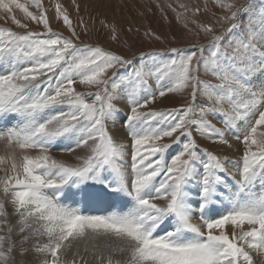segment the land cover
Returning <instances> with one entry per match:
<instances>
[{
	"label": "snow or ice",
	"instance_id": "6c2138e0",
	"mask_svg": "<svg viewBox=\"0 0 264 264\" xmlns=\"http://www.w3.org/2000/svg\"><path fill=\"white\" fill-rule=\"evenodd\" d=\"M215 2L223 30L199 25L205 42L126 57L85 43L60 3L67 35L50 26L43 0H0L26 30L0 27V264H20L17 254L24 264L32 254L43 257L35 264H87L79 251L62 259L81 243L97 264L264 256V0ZM79 25L86 35L82 17ZM77 81L94 91H77ZM172 93L179 107H150ZM229 137L243 145L238 160L221 154L234 147ZM89 204L119 208L75 206Z\"/></svg>",
	"mask_w": 264,
	"mask_h": 264
},
{
	"label": "rangeland",
	"instance_id": "374dc122",
	"mask_svg": "<svg viewBox=\"0 0 264 264\" xmlns=\"http://www.w3.org/2000/svg\"><path fill=\"white\" fill-rule=\"evenodd\" d=\"M43 2L48 10L50 26L54 31L68 34L63 22L55 19V5L60 3L67 9L74 27L81 33V39L85 43L99 44L105 49L126 57H132L139 52L162 51L169 47H185L196 42L203 43L206 41L207 36L199 25H212L215 27L216 32L223 30L218 22V17L224 13L217 6L215 0H43ZM228 2H231V0H225V3ZM76 5L80 6L79 10H77ZM180 5H186L189 10L185 12ZM196 8H199V12L193 14L192 10ZM30 10L36 11L34 7ZM178 13L181 14L179 19H177ZM13 14L22 23H28L30 30L43 31L42 25L28 21L19 9H14ZM0 15V23L17 32L26 31L15 25L10 16L4 11ZM81 17L88 28L86 35L79 25ZM185 24H187V27H185ZM113 25L116 28L114 34L117 38L115 40L111 38ZM164 59H167V56ZM150 83L153 82L150 81ZM74 87L79 92L94 91V89L90 90L81 85L78 81L74 84ZM182 99L179 93H172L168 94L162 102L157 101L156 104L150 107L157 110L179 107ZM117 106L124 108V103L120 101ZM213 123L215 122L213 121ZM258 130L264 131V129ZM197 139L202 147L219 149L218 145H211L207 140L202 142L203 140H200L199 137ZM164 142L169 143L170 141L165 138ZM228 150L220 149L221 154L230 157L231 155L227 154ZM40 242L46 243L47 237L40 238ZM84 249L79 250L75 246L72 248L75 253L79 250L80 255L84 257L87 264H97V261L90 263L93 258ZM71 258L65 259L71 260ZM38 259L40 257L34 254L26 257L28 264H35ZM17 260L20 261V264H24V260L21 259L19 254H17Z\"/></svg>",
	"mask_w": 264,
	"mask_h": 264
},
{
	"label": "bare ground",
	"instance_id": "6f19581e",
	"mask_svg": "<svg viewBox=\"0 0 264 264\" xmlns=\"http://www.w3.org/2000/svg\"><path fill=\"white\" fill-rule=\"evenodd\" d=\"M23 2V1H22ZM25 2V1H24ZM3 11V10H2ZM0 10V13L2 12ZM2 15V14H1ZM0 15V16H1ZM2 22V21H1ZM0 27H8L6 26L5 24H2L0 23ZM117 103L120 104V101H117ZM122 108V107H121ZM124 108L126 109L127 108V105L124 103ZM215 123L216 121L213 120ZM110 131L112 132V134L114 136H116L117 138H120V137H123L125 134L123 132L122 129H119V128H116V129H110ZM229 139L233 142V149H229L227 154L231 155L230 157L233 159V160H238L240 155H242V151H243V145L242 144H238L234 141V139L232 137H229ZM202 140V139H200ZM199 141V140H198ZM206 140H203L202 142H205ZM201 144V143H200ZM178 146L175 145L173 146V149H177ZM239 149V150H237ZM32 154H35V153H32ZM52 154L57 158V159H61V160H65L69 163H75V159L72 155L68 154V153H65V152H62L58 149L56 150H53ZM0 155H4V147L3 145H0ZM0 167H3V166H0ZM4 173L2 171H0V176H3ZM65 203H70V201H64ZM75 206H79L81 207L82 211L85 213V214H94V215H103V214H107L108 211H112V210H117L119 208V205L116 206L115 209H109L108 206L106 204H89V205H75ZM126 210V209H125ZM231 231V229H229V232ZM44 242H45V239H44ZM43 242V243H44ZM75 248H78L79 250L81 249H84L85 248V245L83 243L75 246ZM78 250V251H79ZM95 249L91 246V245H88V251L87 253L92 256V260L90 261L91 262H94L96 261L95 259V256H94V253H95ZM75 253L74 250H71V252L66 256V257H63L62 259H65V258H70L72 257V255ZM117 259H121L122 257L120 255H117L116 257ZM253 258H254V264H264V256H261V255H257L256 253H253ZM43 257L41 256L40 257V260H42Z\"/></svg>",
	"mask_w": 264,
	"mask_h": 264
}]
</instances>
